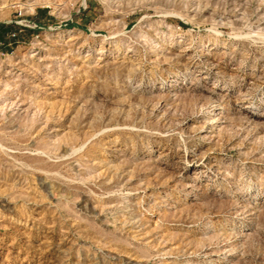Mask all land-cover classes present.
<instances>
[{"label":"rangeland","instance_id":"374dc122","mask_svg":"<svg viewBox=\"0 0 264 264\" xmlns=\"http://www.w3.org/2000/svg\"><path fill=\"white\" fill-rule=\"evenodd\" d=\"M0 264H264V0H0Z\"/></svg>","mask_w":264,"mask_h":264},{"label":"trees","instance_id":"16d2710c","mask_svg":"<svg viewBox=\"0 0 264 264\" xmlns=\"http://www.w3.org/2000/svg\"><path fill=\"white\" fill-rule=\"evenodd\" d=\"M18 27L15 25H6V24H1L0 25V43L4 44L6 43V35L10 34L11 32L14 31V36H18Z\"/></svg>","mask_w":264,"mask_h":264}]
</instances>
